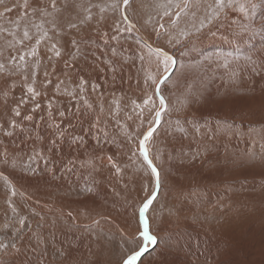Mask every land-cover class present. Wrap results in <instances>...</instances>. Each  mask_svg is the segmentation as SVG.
<instances>
[{
  "label": "rangeland",
  "instance_id": "obj_1",
  "mask_svg": "<svg viewBox=\"0 0 264 264\" xmlns=\"http://www.w3.org/2000/svg\"><path fill=\"white\" fill-rule=\"evenodd\" d=\"M113 2L57 0L59 35L39 11L50 10V0L0 3V243L8 245L0 264H121L142 243L136 211L154 178L141 159H129L133 145L124 135L140 123L133 101L154 92L145 80L158 74L155 50L141 36L163 46L176 66L161 86L167 111L151 150L160 186L148 216L157 243L138 264H264V0H238L246 17L233 8L209 17L214 0H190L175 24L160 20L167 0H131V31ZM81 3L92 6V19L64 30L68 20L83 17ZM161 22L173 44L167 35L156 40ZM25 28L31 39L18 43ZM42 31L50 39L36 45ZM53 43L59 57L49 51ZM33 47L37 54L29 56ZM63 57L74 68L67 78L76 83L68 87L85 96L69 110L51 97L44 101L48 93L37 78L52 75Z\"/></svg>",
  "mask_w": 264,
  "mask_h": 264
},
{
  "label": "snow or ice",
  "instance_id": "obj_2",
  "mask_svg": "<svg viewBox=\"0 0 264 264\" xmlns=\"http://www.w3.org/2000/svg\"><path fill=\"white\" fill-rule=\"evenodd\" d=\"M130 2L131 0H122V4H121L119 0H114V2L110 5V7L113 10L118 11L120 13L122 22L125 25H127V28L125 29L127 31H131V29L135 27V25L132 23L126 12V9L130 6ZM0 3H3V0H0ZM189 3L190 0H182L181 3H177L173 5L172 0H167L166 4H160L159 7L163 9L160 15V20L163 21L165 17H171L172 19L169 20V23L175 24L176 19H178L181 13L188 8ZM78 7L83 11L84 13L83 17L78 18L75 22H73L72 20H68L64 25V30L70 31L71 29L77 28L79 24L85 23L92 19L91 5H85L81 3ZM173 7L178 9V11L172 12L171 9ZM256 7L257 5L255 3L251 4L253 13L255 12ZM49 8L50 10L43 8L40 9L39 10L40 14L45 18V22L51 25V31L54 32L56 35H59L62 29L58 20V13L60 10L57 8V0H50ZM226 8H233L238 12H240L245 17L248 15V13L245 10V6L243 4H240L238 0H214V3L208 5L209 17H211L213 14L216 17H218L219 13L225 10ZM100 10L101 12L105 11L104 8H101ZM8 11H11V9H8ZM0 15H3V13H0ZM25 15H29V13L26 12ZM207 19H208V23H211V19L210 18ZM16 24L18 25L19 21H16ZM204 26L205 25L202 23L201 28ZM36 27L38 29L43 30V24L36 25ZM114 30L116 32L121 31L118 24L116 25ZM243 31L244 32L249 31L247 25L244 26ZM262 32H264V29H262ZM154 33L157 41H159L162 37L167 35L168 43L173 44V38L170 34L167 33V25L165 23L161 22L157 26H155ZM9 34L14 35L13 33H9ZM212 34L215 35V33ZM44 37H48L50 39L48 31H42L41 38H38L35 41L36 45H39L41 43V39ZM30 39L31 36L29 34V31L27 30V28H25V30L23 31V39L18 41V43H23L24 41ZM113 39H115V36H113ZM179 42H180L179 40L175 41V43H179ZM73 44H75V41H73ZM49 51H52L54 55L57 57H59L61 54L56 43H53L51 45ZM36 54H37V48L33 47L29 52V56H35ZM155 56L157 57L158 74L155 76H149L145 80V87L146 88L154 87V92L152 94L145 95V97L142 100V103L140 104L133 101L135 107L141 109V111L136 114L140 123L137 126L135 132H129V131L124 132V135L126 136L128 142L133 145V148L131 150V156L129 157V159H131L133 156H136L138 159L142 160L141 167L143 171L146 174L150 173L151 177L154 178V190L151 192L150 195L145 196L143 201L140 203L138 210L136 211L139 222L138 239L141 240L142 243H140L137 249L130 250L127 253V255L122 257L121 264H138V261L140 260L142 255L148 250V247L150 245H154L157 243L156 236L152 234L151 222L148 216L150 206L153 205V201L157 197L160 186L159 171L157 169L156 164L154 163V159L151 155V150H152V142L155 139V134L157 133L161 125L162 116L167 111L166 100L161 95V86L170 78V75L174 72L176 66V60L172 54L165 51L163 46L157 47L155 49ZM12 59L15 60L16 57H12ZM24 59L25 57L23 55L19 56V60L23 61ZM140 59L141 61H143L144 59L143 56H141ZM36 63L38 64L39 61L37 60ZM224 66L231 67V65L227 61L225 62ZM3 68L4 65L0 64V70H2ZM233 72L235 73V69H233ZM81 90L83 91V89ZM28 91L33 92V89L30 87ZM35 95H38V93H34L33 98L35 97ZM157 100H158V104H157ZM145 110H147V115H145ZM15 115L19 116L20 115L19 111H16ZM61 115H63V113H61ZM112 115H115V113H113ZM25 119L30 120L31 116H27L25 117ZM193 123L195 124L196 122ZM224 124L228 127H232V125H228L226 121L224 122ZM145 125L147 126L145 127ZM12 127H15V122H13ZM180 130L183 131V129ZM196 131L199 132L198 127L196 128ZM5 134L11 135V132H6ZM155 159L159 160L158 154L155 156ZM30 160H32L33 163L35 162L34 158H30ZM109 162L112 165V167L115 169V173L119 175L121 173V168L113 160L111 156L109 157ZM45 163H47V161H45ZM32 171H35V169H32ZM3 178L5 179V181H7V177H3ZM145 191H147V189H145ZM11 195L12 196L16 195L14 188H12ZM11 206H12L11 203H9V207ZM69 215H71V213H69ZM19 223L22 228L24 226V220L20 219ZM7 247H8L7 244L0 243V250ZM12 247H15V244H13Z\"/></svg>",
  "mask_w": 264,
  "mask_h": 264
},
{
  "label": "bare ground",
  "instance_id": "obj_3",
  "mask_svg": "<svg viewBox=\"0 0 264 264\" xmlns=\"http://www.w3.org/2000/svg\"><path fill=\"white\" fill-rule=\"evenodd\" d=\"M26 4V3H25ZM15 17V16H14ZM81 33V32H80ZM141 35V34H140ZM62 39V38H61ZM141 39H142V41H144L145 43H147V41L144 39V37L143 36H141ZM84 40V39H83ZM53 42V41H52ZM43 44V43H42ZM148 44V43H147ZM40 45V44H39ZM44 45V44H43ZM150 46H151V44H149ZM45 46V45H44ZM75 46V45H74ZM26 47V46H25ZM44 48V47H43ZM151 49H156V47H154V46H151ZM15 50V49H14ZM20 50V49H19ZM47 51V50H46ZM19 54V53H18ZM73 54V53H72ZM9 55V54H8ZM49 55V54H48ZM43 56V55H42ZM52 56V55H51ZM44 57H42V59H43ZM64 58V60L62 59L59 63V67H58V69L56 70V71H54L53 73H52V75H50L49 77H46V75L45 76H42V75H39L37 78L40 80V82H41V85H42V88H43V90H45V92L46 93H48V96L46 97V99H44V101L45 100H51V98L52 99H54L55 101H56V103H57V106H59L58 108L59 109H61L62 108V106L63 107H65V108H67V110H69L68 108H69V106H71V104L72 103H78L80 100H83L84 101V99H85V96L82 94L80 97H78V95H77V92H72V91H75V89L73 90V86L70 88V87H68V86H71V82L73 83V85L76 83V81H74L73 79H71L70 81L71 82H69V79L67 78V76H68V74L70 73L71 74V72L73 71L72 70V68H73V66L71 65V63L67 60V59H65L66 57H63ZM42 62H43V60H42ZM41 62V63H42ZM57 65H58V63H57ZM72 66V67H71ZM76 68V67H75ZM79 68V67H78ZM77 68V69H78ZM74 69V68H73ZM85 69V68H84ZM75 71V70H74ZM79 71V70H78ZM78 71H76V72H78ZM79 73V72H78ZM80 76H81V78L83 77V78H85L86 79V75L85 76H82V75H84L83 73H80L79 74ZM78 78H79V76H78ZM73 80V81H72ZM82 84V83H81ZM81 84H79V85H81ZM22 87V86H21ZM58 88V90H59V93H55V94H51L50 95V91H51V89L52 88ZM66 87V88H65ZM81 87V86H80ZM3 88H5L4 86H3ZM70 88V89H69ZM42 90V89H41ZM72 90V91H71ZM28 91V90H27ZM73 94L76 96V98L77 99H75V96H73ZM54 95V96H53ZM87 95V94H86ZM28 97V96H27ZM51 97V98H50ZM50 98V99H49ZM16 99V98H15ZM62 99H65V103L62 105ZM75 99V100H74ZM15 101H17V100H15ZM43 101V102H44ZM52 101V100H51ZM54 101V102H55ZM53 102V103H54ZM12 103H14V102H12ZM44 103H46V102H44ZM11 105V103L10 102H8L7 103V105L6 106H10ZM42 105V104H41ZM45 107V106H44ZM49 107V106H48ZM53 107V106H52ZM55 107V106H54ZM7 109H8V107H6ZM43 108V107H42ZM3 109V108H2ZM41 109V108H40ZM51 110V109H50ZM52 110H54V109H52ZM51 110V111H52ZM43 111V110H42ZM56 112V111H55ZM42 113V112H41ZM40 113V114H41ZM42 115V114H41ZM54 115H55V113H54ZM56 115H58V112H57V114ZM34 120V119H33ZM45 148V147H44ZM233 149H234V146H233ZM45 151V150H44ZM43 151V152H44ZM46 152V151H45ZM231 152H232V150H231ZM231 155V154H230ZM234 155H236V153H234ZM233 161H234V159H233ZM231 163V162H230ZM58 164V163H57ZM103 164V163H102ZM243 174V173H242ZM244 176V175H243ZM237 182V181H236ZM238 184H239V182H237ZM232 185V184H231ZM57 187H58V185H56ZM236 186V184H234V187ZM56 187V188H57ZM60 188V187H59ZM218 195V194H217ZM65 196V195H64ZM238 201H240V198H239V200ZM34 203V202H33ZM52 207V209L54 210V209H56L54 206H51ZM215 207V206H214ZM196 208V206H194V209ZM244 209V208H243ZM192 210V208H187L186 209V211H191ZM55 212H57V209L55 210ZM58 213H61V214H64L65 216H69L70 218H72L71 217V215H69V213H67L66 211H60V212H58ZM238 213V212H237ZM43 237V236H42Z\"/></svg>",
  "mask_w": 264,
  "mask_h": 264
},
{
  "label": "water",
  "instance_id": "obj_4",
  "mask_svg": "<svg viewBox=\"0 0 264 264\" xmlns=\"http://www.w3.org/2000/svg\"><path fill=\"white\" fill-rule=\"evenodd\" d=\"M147 44V43H146ZM150 48H151V46L149 45V44H147Z\"/></svg>",
  "mask_w": 264,
  "mask_h": 264
}]
</instances>
